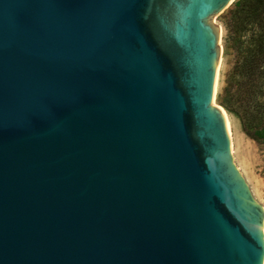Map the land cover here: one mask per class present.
I'll return each instance as SVG.
<instances>
[{
    "label": "water",
    "instance_id": "95a60500",
    "mask_svg": "<svg viewBox=\"0 0 264 264\" xmlns=\"http://www.w3.org/2000/svg\"><path fill=\"white\" fill-rule=\"evenodd\" d=\"M234 1L0 0V264L264 263L213 103Z\"/></svg>",
    "mask_w": 264,
    "mask_h": 264
},
{
    "label": "rangeland",
    "instance_id": "374dc122",
    "mask_svg": "<svg viewBox=\"0 0 264 264\" xmlns=\"http://www.w3.org/2000/svg\"><path fill=\"white\" fill-rule=\"evenodd\" d=\"M235 0L222 14L213 18L219 29L220 57L217 66L213 103L220 107L229 118L231 128V149L234 162L248 184L254 199L264 207V142L249 137L244 130L245 123L260 120H240L230 108L240 105L237 94L242 95L244 88L237 86L239 77L237 67L248 42V35L239 34L233 29V21L237 16ZM261 85L257 102L264 108V81ZM240 89V90H238ZM243 92V93H242ZM244 95V94H243ZM244 104V103H242ZM264 110V109H263Z\"/></svg>",
    "mask_w": 264,
    "mask_h": 264
},
{
    "label": "trees",
    "instance_id": "16d2710c",
    "mask_svg": "<svg viewBox=\"0 0 264 264\" xmlns=\"http://www.w3.org/2000/svg\"><path fill=\"white\" fill-rule=\"evenodd\" d=\"M234 15L237 18L233 21V29L248 35L247 46L237 67V86L244 88V95L240 91L237 94L240 105L225 107L242 121L260 120L248 124L243 121L242 124L249 137L264 142V108L257 102L263 84L260 79L264 81V0H240L236 2Z\"/></svg>",
    "mask_w": 264,
    "mask_h": 264
},
{
    "label": "bare ground",
    "instance_id": "6f19581e",
    "mask_svg": "<svg viewBox=\"0 0 264 264\" xmlns=\"http://www.w3.org/2000/svg\"><path fill=\"white\" fill-rule=\"evenodd\" d=\"M220 40V39H219ZM222 110V109H221ZM224 116H225V122H226V127H227V131L228 134H231V128H230V122H229V118L228 115L222 110ZM230 136V135H229ZM264 264V263H263Z\"/></svg>",
    "mask_w": 264,
    "mask_h": 264
}]
</instances>
